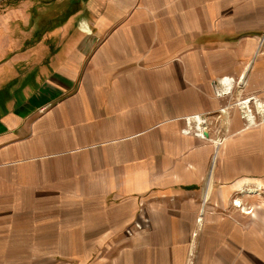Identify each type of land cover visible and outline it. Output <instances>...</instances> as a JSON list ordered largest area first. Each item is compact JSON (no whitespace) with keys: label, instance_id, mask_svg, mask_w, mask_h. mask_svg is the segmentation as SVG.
I'll return each instance as SVG.
<instances>
[{"label":"crops","instance_id":"crops-1","mask_svg":"<svg viewBox=\"0 0 264 264\" xmlns=\"http://www.w3.org/2000/svg\"><path fill=\"white\" fill-rule=\"evenodd\" d=\"M98 1L90 2L95 35H78L68 50L42 55L43 93L30 103L35 111L23 124L18 112L1 115L0 167L16 164L20 153L79 148L73 134L88 121L95 124L91 143L107 145L111 154L139 156L137 164L126 159L108 165L113 178L121 168V182L113 186L130 197L129 204L172 193L208 201L211 187L226 176L211 178L212 152L247 126L238 102L255 96L264 105L263 31L253 18L264 0ZM6 60L15 66L27 58L16 51ZM242 75L249 76L245 88L237 85ZM220 76L228 78L230 95H216ZM87 85L90 97L83 94ZM196 115L203 122L185 134L186 118ZM198 127L205 137L196 134Z\"/></svg>","mask_w":264,"mask_h":264},{"label":"rangeland","instance_id":"rangeland-1","mask_svg":"<svg viewBox=\"0 0 264 264\" xmlns=\"http://www.w3.org/2000/svg\"><path fill=\"white\" fill-rule=\"evenodd\" d=\"M90 2L0 0V90L9 85L0 94V104L8 99L0 117L15 111L21 124L35 111L30 103L43 80V54L68 50L78 35L96 34ZM262 5L253 18L264 44ZM74 7L77 13L64 20ZM16 51L27 61L14 66L6 58ZM241 77L237 85L245 88L249 76ZM90 87L83 92L88 97ZM250 106L255 122L244 118L245 131L233 141L222 138L211 154V178L226 176L206 202L172 193L129 204L130 197L113 186L121 182V168L113 178L108 165L126 159L137 164L139 156L111 154L107 145L91 143L95 124L88 121L73 134L79 148L20 153L16 164L0 167V264H264V118ZM30 133L23 131L21 148Z\"/></svg>","mask_w":264,"mask_h":264},{"label":"built area","instance_id":"built-area-1","mask_svg":"<svg viewBox=\"0 0 264 264\" xmlns=\"http://www.w3.org/2000/svg\"><path fill=\"white\" fill-rule=\"evenodd\" d=\"M227 79H228V78L225 77V78H223V79H220L219 82H216V84H217V86H216V92H217L216 95H217V96L223 97V96H225V95H227V94L230 93L229 90L231 89V87L228 86V84H227ZM257 101H258V100L255 98V96H249V97H247L246 99H244V100L238 102V105L240 106L241 109H242V108H243V109H245V108L247 109V110H245V111L243 112V116H244V118L247 119V121H249V122H252L251 119H254L253 122H255V115L253 114V110L251 109V106H250L251 103H254V105L257 106V108H256V112H257V114L262 115L263 118H264V109H260V111H259V108L261 107V104L257 103ZM258 102H260V101H258ZM243 105H244V106H243ZM248 106H249V108H248ZM259 106H260V107H259ZM263 106H264V105H263ZM263 108H264V107H263ZM186 122H187V124H188V128H186V130H184V133H185V134H190L191 131H192V129H193L192 124H193L194 122H196V123L201 122V123H202L203 120H202L201 116L196 115V116H190V117H187V118H186ZM203 131H204V130H203L201 127H198V129H197V131H196V134H197L198 136L205 137Z\"/></svg>","mask_w":264,"mask_h":264},{"label":"trees","instance_id":"trees-1","mask_svg":"<svg viewBox=\"0 0 264 264\" xmlns=\"http://www.w3.org/2000/svg\"><path fill=\"white\" fill-rule=\"evenodd\" d=\"M77 7H74V10H72L70 13H68L66 16H64V20H67L69 17H71L72 15H74L77 12ZM9 86V85H8ZM8 86H6L3 90H0V94L4 93L5 91L7 92ZM11 98V97H10ZM6 101H8V99H3L0 107L3 109V107H5V103Z\"/></svg>","mask_w":264,"mask_h":264},{"label":"bare ground","instance_id":"bare-ground-1","mask_svg":"<svg viewBox=\"0 0 264 264\" xmlns=\"http://www.w3.org/2000/svg\"><path fill=\"white\" fill-rule=\"evenodd\" d=\"M249 107V106H248ZM251 121L253 122L254 121V119H251ZM201 124V122H199V125Z\"/></svg>","mask_w":264,"mask_h":264}]
</instances>
